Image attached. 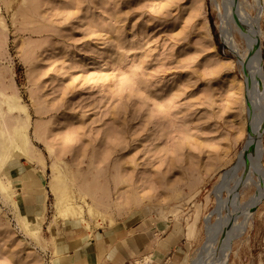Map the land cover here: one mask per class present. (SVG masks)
<instances>
[{"label": "rangeland", "instance_id": "obj_1", "mask_svg": "<svg viewBox=\"0 0 264 264\" xmlns=\"http://www.w3.org/2000/svg\"><path fill=\"white\" fill-rule=\"evenodd\" d=\"M254 63L264 71V0H0V120L18 114L8 96L26 107L44 216L78 217L58 215L61 198L89 229L173 220L181 264H264V174L239 158L261 106ZM261 144L264 170V126ZM14 155L0 146V264H52L41 222L25 218L37 237L19 225Z\"/></svg>", "mask_w": 264, "mask_h": 264}, {"label": "crops", "instance_id": "obj_2", "mask_svg": "<svg viewBox=\"0 0 264 264\" xmlns=\"http://www.w3.org/2000/svg\"><path fill=\"white\" fill-rule=\"evenodd\" d=\"M38 161L14 160L7 171L17 181V201L25 218L40 221L41 229L47 231L52 264H134L138 257L146 258L150 264L182 263L185 236L173 220H150L149 215H136L114 226L76 229L72 225L77 217L54 221L44 216L51 188L43 184L45 162Z\"/></svg>", "mask_w": 264, "mask_h": 264}, {"label": "bare ground", "instance_id": "obj_3", "mask_svg": "<svg viewBox=\"0 0 264 264\" xmlns=\"http://www.w3.org/2000/svg\"><path fill=\"white\" fill-rule=\"evenodd\" d=\"M254 67H255V70L257 71V74L259 75V79H260V83L259 84H260V87H261V90H260L261 106H260V109H259V113L254 115L252 117V119H250V122H249L250 128H249L248 133H247V141L245 143L244 148L239 152V158L241 160L243 159L245 161H248V160L252 161L254 167L257 169L258 173L260 174V176L262 177V180H263L264 170L262 168V161H261V157H262L261 135H262V128L264 126V71L256 63H254ZM2 97L4 98V96H2ZM11 97L12 96L10 95V96H8V98H6L7 99L6 102L8 101V103L5 102L6 106H7V109H8V111L7 110L6 111L10 112V110H16V113H18V114L17 115L14 114L15 119H14V117H12L14 120L11 121V122L10 121L6 122L7 118H6V120L4 122L2 121L3 119L0 120L1 121L0 122V127H1V131H0V136H1V138H0V146H1L2 150H4V151L5 150H8V151H13L14 150L16 156H23V157L27 158L30 161L38 159V160L41 161L42 164H44V161H43L42 157L40 156L38 149L36 148V146L31 144L29 139H28V132H27V129H28V116L26 114V107L23 106V105H18L16 103L9 102ZM16 100H18V99H16ZM1 102H3V101H1ZM3 104H4V102H3ZM11 113H12V111H11ZM8 114H10V113H8ZM1 115H3V113H1ZM10 117H11V115H10ZM34 133H35V135L37 137H40L39 128L36 127V126L34 127ZM48 150H49V152H51L50 148H48ZM30 151H31V153H30ZM28 152L30 153V155H25V153H28ZM7 155H8V153H7ZM9 155H11V154H9ZM3 156H5V155H3ZM6 159H8V158H6ZM40 161H38V162H40ZM0 166H2V164ZM247 166L248 165H246V167ZM51 168H52V174H51V183H50V185L53 186L55 178L58 176L57 175L58 173L55 172V170L57 168L56 159H54L52 161ZM230 171L233 173V168ZM0 182H1V180H0ZM261 186H259V188H258L260 193H261V190H262ZM10 187L12 188L13 185H11ZM2 190L5 191V188L0 183V192H2V195L5 196V194L3 193ZM140 200H141V198H136L134 200V203H138ZM63 202H65L66 207L62 208V209H59V212H57V210L55 212H57L58 215L61 214L65 218H68V216H70L71 214L73 216L78 214V217H77V219H76V221L74 223L75 225H72L73 228L77 229V228H79L81 226H85V225H87L89 223V221L86 218V216L81 212V205L76 204L71 199H67V200L64 201V199L62 200L60 198L56 202L57 208L59 207V204L61 203V205H62ZM86 204H87V208H88L87 211H88L89 215L94 219V221H95V223L97 225H100L101 221L99 220V217H100L99 213H101V212H99V210L97 209V207L93 203H88L87 202ZM56 206H54V207H56ZM37 217L39 218V215ZM17 219H18L19 225L21 227H23L26 230V232H28L29 234L30 233L35 234L36 237L38 236L37 235L38 230L33 228L31 226L32 223L26 221L25 217H23V219L18 217Z\"/></svg>", "mask_w": 264, "mask_h": 264}]
</instances>
